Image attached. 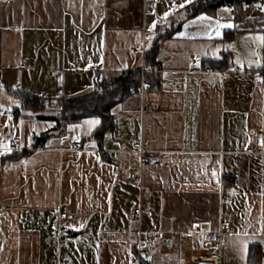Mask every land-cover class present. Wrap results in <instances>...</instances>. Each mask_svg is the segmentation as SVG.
I'll use <instances>...</instances> for the list:
<instances>
[{"label": "crops", "instance_id": "obj_1", "mask_svg": "<svg viewBox=\"0 0 264 264\" xmlns=\"http://www.w3.org/2000/svg\"><path fill=\"white\" fill-rule=\"evenodd\" d=\"M200 1H0V264H134L138 248L142 264H195L187 234L222 220L221 264H264V153L247 152L264 134V11L194 12ZM139 68L112 129L63 122L56 100ZM16 90L50 102L24 108Z\"/></svg>", "mask_w": 264, "mask_h": 264}, {"label": "trees", "instance_id": "obj_2", "mask_svg": "<svg viewBox=\"0 0 264 264\" xmlns=\"http://www.w3.org/2000/svg\"><path fill=\"white\" fill-rule=\"evenodd\" d=\"M258 0H201L194 8V12H210L220 8L224 3L230 2L235 10L244 11L250 9ZM244 4L245 6H243ZM251 23V22H250ZM159 45L146 54V67L156 68V57ZM143 70L131 69L122 72L118 77L105 79L97 84L96 89L86 95L75 98H60L56 100L61 111L64 123H76L87 117H98L102 125L98 134L114 127V119L111 111L115 105L124 101L142 87ZM22 101V107L28 109H42L48 106L49 100L23 90L14 92Z\"/></svg>", "mask_w": 264, "mask_h": 264}, {"label": "built area", "instance_id": "obj_3", "mask_svg": "<svg viewBox=\"0 0 264 264\" xmlns=\"http://www.w3.org/2000/svg\"><path fill=\"white\" fill-rule=\"evenodd\" d=\"M5 1V0H0ZM159 0H153L152 6L154 8L157 7ZM245 6L244 4H242ZM226 11L230 14H234L235 6L227 2L223 5ZM253 10L256 12L264 11V0H258L253 5ZM143 52V51H142ZM215 70L209 69L208 72H214ZM146 92V88L142 89L140 93ZM34 137V136H33ZM136 149L144 158L143 160L146 162H151L152 158L148 155L141 147V145H137ZM11 151L14 154H18L23 151L22 140L20 138H15L13 141V146L11 147ZM248 154L255 156L264 153V134L263 132H256L254 134V140L251 146L248 148ZM142 164L138 166H134L131 168V175L133 177L132 183L135 185L141 186L142 184ZM148 207V204L142 200L138 208H136L131 217L135 220H140L143 212ZM4 214V209L0 207V218ZM61 221H65L68 219L67 212L62 211L60 216ZM230 228V222L222 220L218 228H213L210 223H201L198 225L196 230L192 233H188L187 235L191 236L194 239H197L199 243L202 245L203 254L201 256L194 257L195 264H221V254L222 248L224 244L225 235ZM144 239H149V236L146 235ZM62 242V241H61ZM146 252L143 251L142 248H138L136 259L134 260V264H142V260L146 257ZM63 264V263H60Z\"/></svg>", "mask_w": 264, "mask_h": 264}, {"label": "snow or ice", "instance_id": "obj_4", "mask_svg": "<svg viewBox=\"0 0 264 264\" xmlns=\"http://www.w3.org/2000/svg\"><path fill=\"white\" fill-rule=\"evenodd\" d=\"M187 2V0H186ZM184 4L179 5V7H184ZM169 15V13H165V16ZM200 19H207V17H200ZM153 28L156 27L155 22L152 25ZM220 27H233V25H221ZM151 31V29H150ZM217 35H219V32H217ZM259 40L261 41L262 44H264V36H260L258 37ZM89 124L91 125H96L99 123L98 120H92V121H88ZM239 246H240V250L242 252V259L245 258L247 256V252H248V242L246 240H240L239 241Z\"/></svg>", "mask_w": 264, "mask_h": 264}, {"label": "rangeland", "instance_id": "obj_5", "mask_svg": "<svg viewBox=\"0 0 264 264\" xmlns=\"http://www.w3.org/2000/svg\"><path fill=\"white\" fill-rule=\"evenodd\" d=\"M253 11L255 12V10H253ZM248 14H249L250 18H253V17H256L257 16L256 13H253V12H250Z\"/></svg>", "mask_w": 264, "mask_h": 264}]
</instances>
